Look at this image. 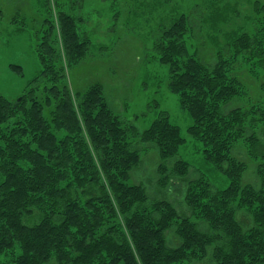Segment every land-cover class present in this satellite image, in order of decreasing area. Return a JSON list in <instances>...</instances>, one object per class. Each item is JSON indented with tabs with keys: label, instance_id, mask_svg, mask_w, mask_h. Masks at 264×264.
I'll use <instances>...</instances> for the list:
<instances>
[{
	"label": "trees",
	"instance_id": "obj_1",
	"mask_svg": "<svg viewBox=\"0 0 264 264\" xmlns=\"http://www.w3.org/2000/svg\"><path fill=\"white\" fill-rule=\"evenodd\" d=\"M87 1H44L53 19L37 36L41 74L16 100L0 96V264H264V106L228 111L244 94L239 58L264 72V38L245 31L218 44L209 65L187 44L189 17L163 22L153 34V60L169 67L168 87L193 121L189 136L229 181L219 188L204 174L188 179L192 166L178 158L187 142L168 113L140 131L112 110L102 83L73 92L70 71L110 53L121 21L135 35L143 20L138 0L134 10V0H102L118 11L95 39ZM256 13L263 18L264 5ZM245 143L257 184L245 183L249 165L238 154ZM152 149L162 159L160 187L188 179L182 202L153 200L134 181Z\"/></svg>",
	"mask_w": 264,
	"mask_h": 264
},
{
	"label": "rangeland",
	"instance_id": "obj_2",
	"mask_svg": "<svg viewBox=\"0 0 264 264\" xmlns=\"http://www.w3.org/2000/svg\"><path fill=\"white\" fill-rule=\"evenodd\" d=\"M44 1L0 0V96L16 100L41 74L42 67L36 53L37 36L42 34L45 20L53 19ZM135 2L136 0L130 2L131 10ZM137 3L141 5L139 14H142L143 20H137L135 35L129 34L127 26L121 21L120 32L117 31L115 36L117 42L110 53L101 58L86 59L70 71L72 90L74 93L84 92L92 83H102L112 110L125 119L134 121L140 131L148 129L159 118L161 111L168 113L187 142L181 147L178 158L192 166L193 172L188 179L196 178V173L204 174L212 184L226 188L229 184L227 178L204 162L202 151L188 134L193 121L181 108L179 96L168 87L169 67L153 60V34L161 29L163 22L189 17L191 32L185 38L188 46L199 53L205 64L214 65L220 52L218 44L234 43L237 36L245 31L254 35L258 30L261 36L257 35V38H264L263 24L258 22V19L264 21V17L259 18L256 13V6L264 5V0H138ZM114 11L118 10L111 9V4L102 0L86 2L83 13L92 16L95 39L104 38L101 31L113 24ZM75 12L78 14L79 8ZM13 20L18 23L11 24ZM98 20L102 24L96 26ZM99 27L101 31L96 29ZM239 61L242 64L235 69V75L244 85V94L240 101L236 100L228 105V111L240 106L249 109L258 105L257 103L264 106V72L259 71L256 60L252 62L239 58ZM14 66L22 71L15 70L12 68ZM262 134L263 131L258 133L264 140ZM248 145L250 144L245 143L238 154L249 165L245 183L257 184L258 178L254 172L257 164L249 156ZM145 147L148 148L149 145ZM161 161L158 151L152 149L144 152L141 166L133 172L134 181L144 186L153 200L182 202L188 179L183 181L175 177L173 183L165 188L160 187L157 180ZM175 235L174 232L168 234L169 244L173 248L180 245ZM194 264L211 262L206 260Z\"/></svg>",
	"mask_w": 264,
	"mask_h": 264
}]
</instances>
